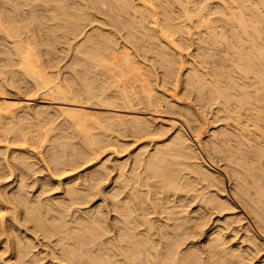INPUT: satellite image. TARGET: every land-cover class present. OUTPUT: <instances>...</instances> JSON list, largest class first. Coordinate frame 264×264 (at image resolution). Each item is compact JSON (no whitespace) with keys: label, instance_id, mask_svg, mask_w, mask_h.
<instances>
[{"label":"bare ground","instance_id":"1","mask_svg":"<svg viewBox=\"0 0 264 264\" xmlns=\"http://www.w3.org/2000/svg\"><path fill=\"white\" fill-rule=\"evenodd\" d=\"M93 23L95 24L86 33V38L84 36L85 39L75 42L77 36L82 35L84 27ZM104 24H110L112 25H109L110 27L123 31L124 33L120 37H123L125 34L127 42H125L126 38L123 37L125 38L123 44L117 43V38L111 32L113 28L111 31L105 30L103 28L105 27ZM0 28L4 32L3 35H5L2 36L3 38H0L2 45L0 57L3 55L0 61L4 60L3 62L9 65L11 63L19 64L23 71L22 73H25L27 76V80L23 77L26 82H32L36 90H42L43 95L61 104L58 107L56 105L60 110L59 112L68 113V118L72 117V115L70 116L71 113H77L73 115V124H75V119H78L80 122L81 114L88 113V110L82 109L79 106H90V104L84 105L82 103L83 105H81V103H76V99L74 98L80 94L81 90H84L89 100L97 98L99 103L100 101L106 102L105 107L107 109H112L111 106L115 105V103H121L127 109L135 105V103L161 105L166 98L165 96H157L153 92L154 89L151 87L152 79H150V73L153 70L156 72H153L155 75L160 74L161 82L165 85H179L183 83L184 89L187 92L196 93V96L202 101V106L216 105V114L218 115V112H221L222 116L220 117L226 120L222 128L220 127L221 129L219 128L218 130L217 128V130L211 131V134L208 136V143H212L215 153H218L217 155L221 154V160L224 159L227 162L224 166L231 169V173H226L232 177L230 179L233 180V194L253 217L257 226L261 230H264V0H0ZM31 30L33 33L35 31L36 34H33ZM30 33L33 35H30ZM39 35L47 43L45 50L47 54H50L53 50L51 42L54 39L63 38L68 43L69 41L72 43V51L74 53V64H72L75 68L77 66V69L80 66L79 70L82 72L74 68L75 72L73 74L77 77L76 81L78 82H75L76 77L71 74L63 81L65 84L60 81L58 82L55 74L51 72L54 75L51 76L49 72L43 70V67H41L43 63L40 65L39 50L38 48L36 49V46L40 42ZM7 39H12V41L9 42ZM129 41L135 44L137 47L134 46L137 49L138 47L142 49V55H151V63L148 64V67L146 64L144 65L146 61L137 60L136 55L130 51L129 47L131 44H128ZM71 43L68 45H71ZM117 44H121L120 47ZM127 44L130 46L128 47ZM184 48L189 49L187 55L183 53ZM16 56L17 58L15 59ZM16 60L17 63H15ZM156 64L161 70L160 73L156 71V67L154 68ZM78 73H81V76ZM184 73L185 75L183 76ZM111 78L113 80L115 78V80L110 81ZM131 79L134 81L132 82ZM113 82L116 89L113 88L115 90L106 93L104 96L103 93L105 94V91H107L105 89L110 88V86L106 88L107 86L105 87L104 83L109 85ZM97 87H103V90L100 92ZM162 97L165 99L163 100ZM164 104L171 108V110H173L175 104L181 107V103L178 102L174 105L170 102H165ZM8 105L0 104V112H2L1 110H5L4 112L8 114L7 116L11 114V116H14L15 113L11 112V108H16L9 106V108L11 107L9 111L7 109ZM40 109L39 112L37 110L36 114L41 113ZM186 109L188 110V108ZM25 113L28 114V112ZM77 115H80V118H76ZM187 115V118H179V121L170 120L169 126L162 122L161 125L164 128L166 126L174 128L171 136L168 140L162 141V143L159 141L160 144L158 142L154 149L155 151H150L148 156L144 157V154H142L141 156L144 159H140L141 156L137 157L136 155L138 159L135 157L137 159H135V165L138 162L142 165L141 168L143 170L139 171L142 177L138 175L139 173H134V170L137 168L131 171L133 173L131 177L137 176L136 180L133 181H137V178L141 177L139 180L143 179V183L145 184V182L148 183V180L152 178V180L158 179L164 185L161 188L167 187L168 189L165 188V191L170 192L172 190L171 193H174L173 189L177 191L181 188L179 185L180 178L185 180L188 177L185 176L184 178L183 174L180 173L181 170H178L180 168H177V166H180L182 169L183 167L186 169L187 166V171L193 172V175L196 173L195 175L199 176H196L197 181L202 182V184L205 182V189H208H206L205 196L200 198L199 203L201 206L198 207V213L196 211L197 215L192 212L195 216L192 215L193 217L190 216L191 218L186 215L184 217L182 215L181 219L178 217L181 215L184 206L188 204H178L176 206L178 210L176 208L175 210H169L170 205H167V207L162 203L161 206H164L163 208H167L170 212H167L168 210L166 209L167 214L169 213L168 216L175 213H180V215L168 217V221L171 219L173 222L170 220V223H166V220L161 227L158 226V228H161L159 229V232L161 230L160 238H158L159 241L154 240L158 234L154 238H151L153 233H151L150 229L151 227L152 229L154 228L153 224L155 222L151 224L152 221L150 219L152 218L148 222L147 217L143 213L146 212V209L143 211L141 207L142 202L139 201L138 204V200L142 201L140 198L144 197L145 195L143 194H146V192L139 193V198V194L137 195L139 189L136 190L133 185L131 186L132 189L129 188L130 190L125 188L128 186L129 181L127 184L122 181L124 180L122 179L123 176H120L122 180L120 177V180H117L118 176L114 179L115 183L113 184L117 183L116 186L118 188H114V191L111 190L112 188L109 190L111 191L109 193L111 194L112 210L115 213L112 219L114 225L111 223L116 230L115 238L111 237L113 241L103 238L111 230L109 229L108 220H106L108 213L105 214V211L100 209L102 207L99 205V208H93V212L89 211L91 214L84 211L88 215L82 212L75 216L74 214L77 213L72 211L75 217L73 218L72 216V221L70 219V222L67 221L66 217L68 214L66 211L69 212L68 205H71V202L73 204V201L85 198H88L90 201L89 193L92 192L93 187V191H95V184L96 186L100 184H97L96 181H101L105 177L103 175L108 167H104V169L100 167L102 169L99 170V166L97 165L95 166H97L98 170H94L95 168L93 167L92 173L90 172L91 174L89 173V176H87L88 178L85 176L86 174H83L84 178L86 177V180H83V182H86V185L84 186L81 183L80 186L89 188L88 190L86 189L88 192H85V196L83 192L80 194L79 190L76 189L77 187H74L69 182L68 192L70 190V194L72 193V201H64L62 199L59 202H47L48 204H43L39 202L40 200L28 201L25 198L27 196H24L26 194L24 190L18 187L19 189L16 192L13 191V193L15 192L16 202L18 201L16 206L20 204L21 208H24L22 211V213L24 212L23 219L33 221V227L36 228L37 232L41 231L44 235L48 236L54 233L56 237H59V239L56 238L61 247V255L59 256L62 257L61 259L65 264H141L143 261L145 264H242L243 261L247 260L246 258L249 255L257 250L256 246L259 245V236L248 222L246 226L244 225L246 227L244 230L246 231L244 232L245 235L239 237V239L241 238L239 241H233V238L237 237L240 232V222L244 221V218L241 215L242 213L229 212L234 210L235 205L224 185V177L204 159L201 154L203 152L200 153L197 148L204 141H207L202 136L203 132L199 131L204 123L203 115L201 116L199 112L195 113L191 109L188 110ZM104 116L106 117V115ZM104 116L100 118H104ZM110 118H115L114 120L118 121V125H125L126 121H128L135 130H150L149 124L151 122L148 121L147 123L146 119L137 115L117 114L112 111V113L108 114L107 121ZM216 118L217 120L220 119L217 116ZM70 120L72 121V118ZM78 121L76 124L79 126H76V128L81 127L78 129L79 131H83L85 127L80 126ZM82 122L84 121L81 118V125H83ZM164 132L157 128L154 133L159 134ZM65 135L68 134L65 133ZM68 137L71 138L70 136ZM63 138L58 143L56 140L59 138H55L56 144L60 147L57 149L66 150L65 152L68 153H66L68 155L65 159L66 163L63 160L62 162L59 160L61 164L65 163L64 166L68 165V167L74 168L76 164L79 165V163L82 164L85 161H89L90 157H92L93 148L89 152L91 155L89 157L87 156L88 152L83 154L85 149L83 147L80 149L81 144L77 146L74 144L73 146V143L64 141ZM93 143H95L94 140ZM93 143L91 142L87 145H92ZM56 144L54 143L52 146ZM78 146H80L79 150ZM59 150L58 152L60 153L61 151ZM58 152L55 150L54 153ZM57 156L55 159L58 162L59 158ZM179 157V164L181 165H177V162L174 160H169V158H172L178 161L177 158ZM13 159H16L18 162L17 157ZM22 159L18 164L21 165ZM27 160H23L26 161L25 164L29 163ZM173 163H175L176 167H174ZM171 164L175 168L174 171L178 170L180 176L182 174L180 178L176 173H173L174 171H171L173 169V167L171 168ZM26 166L27 164L24 168H27ZM226 167L225 169H227ZM65 168L62 167V169ZM21 174L23 175V172ZM121 175H123L122 172ZM99 176H101V180ZM128 177L129 174L127 175V180H130ZM77 178L76 180H79ZM192 178L190 180H193ZM198 182L194 181L193 183H195L194 185H199ZM74 183L76 184V182ZM153 183H150V185H153ZM140 184L142 185V182ZM251 184L252 186L254 185L253 188L255 189L253 193L250 191ZM18 186L21 185L19 184ZM124 188L128 192L127 195L125 194L121 198L119 194L125 190ZM119 189L120 192L117 191ZM157 189L159 188L157 187ZM191 189L195 190L196 188L192 187ZM150 190L148 188L147 191L150 192ZM202 190L199 192L201 193ZM20 191H23L24 194L20 193ZM162 192L160 191L161 195ZM196 192L195 194H197ZM90 195L94 196L93 192ZM155 195L152 198H155ZM147 196L149 197V195ZM147 196L145 199L147 198L148 200ZM159 196L157 194V197ZM88 200L85 202H88ZM147 200L145 201L147 202ZM161 200L163 201L164 199L162 198ZM41 201L43 202V200ZM153 201L155 200L153 199ZM148 202H151V200H148ZM168 203L171 204L170 200ZM74 204L73 206H75ZM153 204L151 202L149 205L153 206ZM156 205L155 202V208L157 207ZM17 209L19 208H16L15 212ZM140 209L143 212L139 211ZM163 211L160 212L162 213ZM186 211L184 214L187 213ZM210 211H217V213H220V216L217 219V223L215 225L212 224L214 225L212 229L204 233L205 227L203 225ZM224 211H228L229 213H224ZM160 212H157L156 215ZM160 222L158 223L160 224ZM140 225H146L144 232L138 230ZM205 226L207 225L205 224ZM154 233L156 232L154 231ZM203 233L205 234L204 242L201 245H197L199 244L196 243L197 238L199 239L198 236H201ZM27 237L31 239V241H27V245H24L27 242L20 244L24 241L21 238L22 241L20 242L19 240L20 243L17 241L15 244V258L19 262L17 264H34L36 263V259L37 261L39 260L37 256L35 259L34 254L29 256L34 247L31 248V246L34 244H31L33 243V238L29 235ZM186 242L189 243L185 247H182ZM49 243L52 246L51 242ZM253 255L252 258L249 256L250 258L248 259H253ZM121 256L122 258H120ZM247 262L248 260L245 263L247 264Z\"/></svg>","mask_w":264,"mask_h":264},{"label":"rangeland","instance_id":"2","mask_svg":"<svg viewBox=\"0 0 264 264\" xmlns=\"http://www.w3.org/2000/svg\"><path fill=\"white\" fill-rule=\"evenodd\" d=\"M94 24L95 23H93L89 26L86 25V27H84V29H83L82 35L81 34L78 35L75 42L80 41V40L82 41L83 39H85L87 36L86 33H88L89 30H91L90 28ZM96 25H98V24L96 23ZM109 25L104 24L105 27H103V25H101V26L105 30H108V31H111V29L113 28L111 32L117 38V43L120 42L121 44H123V41L125 38H126L125 42H127V37H125V34L123 36L125 38L120 37V35L124 33L123 31H119V29H116L115 27H110L112 25H110V26ZM0 30H1L0 31V38H1L2 36H5V35H3L4 32H2L1 28H0ZM31 32L33 33L32 30H31ZM33 34H36L35 31ZM33 34L30 33V35H33ZM84 36H85V38H84ZM38 38H40V42H39ZM38 38H37V41L39 42V44H38V46H36V49L38 48V50H39L38 52L40 53V54L38 53V55H40L39 59L41 60L40 65H41V63H43L44 66L42 65L41 67H43V70L49 72V74H51V76H54V75H52V73L55 74V76H56L55 78H57L58 82L60 81L61 83H64L63 81L68 77L69 74L74 75L73 73L75 72V69L78 70L79 72H81L79 70L80 66L77 69V66L75 68V66L73 65L74 64L73 63L74 53L72 51V43L70 41H69V43H71V45H68L69 43L66 39H63V38L54 39V41L51 42V44H52L51 48H53V50H52V52H50V54H47V53H45V50L47 48V45H46L47 43H45V41L40 37V35ZM8 41L11 42L12 39L8 40ZM129 43L131 44V46L128 45ZM121 44H117V46L120 47ZM128 44H127L128 47L130 46L129 47L130 51H132L133 54L136 55L137 60H141L143 62L146 61V62H144V65L146 64L148 67V64L151 63V58H150L151 55L148 54V56H144V55H142L143 53L141 51L142 50L141 48L138 47V49H137L136 48L137 46L130 41L128 42ZM0 45H1V42H0ZM10 45H12V44H10ZM1 47H2V45L0 46V48ZM54 50H55V52H54ZM188 50L189 49L184 48L183 53L187 55V53L189 52ZM1 57H0V59H1ZM16 58H17V56L15 57V59ZM187 59H188V56H187ZM3 61L2 60L0 61V104H3V105L9 104L8 108H7L8 110L11 108V107L9 108V106H12L16 109L11 108V112L13 111L15 113L14 116H11L12 115L11 114L10 115L11 117L7 116L8 114L6 112H4L5 110L4 111L1 110L2 112H0V208L2 209V210L0 209V214H1V216H0V264H17V263H19L15 258V253H14L15 252V246H16L15 244L17 243V241L19 242V240H20V242L22 240H24V241H22V243L19 242L20 244H24V242L26 243L28 240L31 241V239L29 237H27V235H29L30 237L33 238V243H31V244H34L31 246V248L34 246L33 247L34 249L32 248L33 251L32 250H31L32 252L30 251L31 253L29 254V256L34 254L35 259H36V256H37V258H39L38 261L36 259V263H34V264H37V263L38 264H65L61 259L62 257L59 256V255H61V253H60L61 247H60L59 243L57 242L59 237H56L54 235V233L52 235L48 236V235H44L41 231L37 232L36 228L33 227V225H34L33 221L23 219V217H24L23 213L24 212L22 213V211L24 210V208H21L22 206H20V204H19V206H16L17 205L16 203L18 201L16 202L17 199L15 196L16 195L15 192L17 189L21 188L24 190V193H26L27 195L24 194L23 191H20V193L24 194V196H27L25 198H27L28 201H30V200L31 201H34V200L39 201L40 200L39 202H41L43 204H46L47 202L48 203L59 202V200H62V199H64V201H67V200L72 201V198H71L72 193L70 194V190L68 192V188H69L68 184H70V183L73 184L74 187H77L76 189L79 190V193L82 194V192H83V195L85 196L86 195L85 192H88L87 190L89 188L88 187L85 188L82 185L80 186V184L82 183V184H84V186L86 185V182H83V180H86V177L89 176L90 172L92 173L93 167L95 168L94 170H98L97 166H99V170L102 169L100 167H103V169H104V167L105 168L108 167L106 170L107 172L105 171V173L106 174L108 173V174L106 175L104 173L103 177L104 176L105 177L102 178V180H101V176H99L101 181H99V180L96 181L97 184L100 183L97 186L95 184L96 182L95 181H94L95 183L93 182L95 184V187H96L95 191L97 188L98 189H97V191H96L97 193H96L95 191H93L94 185L92 186L93 187L92 192H93L94 196H91L92 194L90 195V193H92V192L89 193L88 196H90L89 198H91L90 201L88 200V198L86 199L82 195L86 200L81 199L79 201H73V204L75 203L74 204L75 206H73L72 202L70 203L72 206L68 205L69 212L66 211V213L68 214V215L66 214L67 215V217H66L67 221H69V222H70V220L72 221V216L74 218L75 216L81 214L82 212L83 213L87 212V213L91 214V212H93L95 208H97V207L99 208V206H100V207H102L100 209L105 211V214L108 213L106 215L107 216L106 220H108L107 222L110 225L109 229L111 230V231L107 232L106 233L107 235L103 236V238L113 241V238H115V236H116V230L112 226V224L114 223L112 219L114 218L115 213L112 210V206H111L112 200L110 198L111 194L109 193L111 191H109V190L111 188H112L111 190H113L114 188L117 187L116 186L117 183L113 184V183H115L114 179H116L117 176H118L117 180H120L122 178L120 176H123L122 179H124V180H122V179L121 180L126 182V184L129 181L128 186L125 188L132 189L131 186L133 185L136 188V190L139 189V192L136 191V192H138L137 195L141 192L142 193L146 192V194L149 195V197H148L146 194H143L145 196L140 198V194H139L138 196L140 199H142V201L138 200V204H139V201L142 202L141 203L142 205H144L146 203L144 206L141 205L143 211L146 209V212H143L142 209H140L139 211H142L144 213V215L147 217L148 222L150 220L152 221L151 224H153L155 222L153 224V227L156 230L154 228L152 229V227L150 229L152 231L151 233H153V236L151 234V236H152L151 238H154V236L158 234L157 236H155L154 240L159 241L158 238H160L159 235H161L160 234L161 230L159 232V229H161L160 227L162 226V224L165 223L164 221H166V220L168 221V217H171V216L174 217V215L177 216V214L180 215V213H175L174 215L170 214L171 216H168V214L170 213L169 210H175V208L178 204H182V205L188 204V205L184 206V209H183L181 215L178 216L179 219H181L180 217L182 215H183V217H184V215L189 216V217L192 216L193 214L197 215L196 211L198 210V207L201 206V204L199 203L200 198L205 196L204 194L206 193L207 188L205 189V182H203V184H202V182L197 181L196 176H198V175H195L196 173L193 175V172H191L189 170L187 171L186 165H185L186 169H185V167H183V169H182L180 166H177V168H180L178 170H181L180 173L183 174L184 178H185V176H188V177H186L185 180H182V178H180L182 176V174L180 176V173L178 170L174 171V169H175L174 167H176L175 163H173L175 165L174 167H173V164H171V168L173 167V169H171V171H174L173 173L174 174L176 173L178 175V177L180 178V181H179L180 184L179 185L182 188L181 189L179 187L182 190L181 191L179 189L180 192H179V190L175 191L173 189L174 193H171L172 190L171 191L169 190L170 192H168L167 190L165 191V188H167V187H164V189L161 188L164 185L162 184V182L160 183V181L158 179L152 180L153 179L152 178V179L148 180L149 184L147 182H145V184L147 183V185L145 186V184L143 183V179H141V181L139 180V178L142 177L141 173H140L143 170V168H141L142 165H140L139 162L136 163V165H135V159L138 156L140 157L142 154H144L143 155L144 157L148 156L150 151H152V152L155 151L154 149L156 148V145L158 144L159 141H161V143H162V141L168 140V138L171 136L172 132L174 131V128L172 129V128H169L167 126H166L167 128L166 127L164 128L161 125V123L163 122V123H165V125H168L170 120H178L179 118H187V116H188L187 113H188L189 109L193 110V112L195 111V113L199 112V114L201 116L203 115L202 117L204 118V123H203L202 127H200L199 131L201 133L203 132L202 136L207 141H204V143L202 144L203 147L201 145L200 147H197V148L200 151V153L203 152L201 154L204 157V159H206V161H208V163L211 164L214 167V169H217V171L223 175L224 185L226 187L227 192L230 194L232 200L234 201V205L236 208V209L234 208L233 211H229V212H239L240 214L242 213L241 215L244 218L243 219L244 221L240 222L241 225L239 224L240 225L239 227L241 228L239 230L240 232L238 233L237 237L233 238V241H239L241 239V238L239 239V237H242L243 235H245V233H244V232H246V231H244L246 228L245 226L249 222L252 225V227L254 228V231L257 232V234L259 236L258 237V240H259L258 244L259 245L256 246L257 250L254 251V253L256 252L255 253L256 255L254 253H253L254 255L253 254L249 255L251 258L253 255V259L249 260L248 259V258H250L249 256L246 258L248 260L247 264H259V263L264 264V259H263L264 258V230L263 229L261 230L257 226L253 217L243 207V205L240 203V200L233 194V191H232L233 180L230 179V178H232L230 176V174L228 175V173H226V172L231 173L230 172L231 169L230 168L228 169V167L224 166L225 164H227V162L224 161V159L221 160L222 155L221 154L217 155L218 153L216 154L215 151L213 150L212 143H210V142L208 143V141H209L208 136L211 134V131L213 132L214 129L217 130V128H218V130H219L220 127L222 128V126L224 125L225 120H226L223 117L222 118L224 120L220 117V116H222L221 112H218L219 114L221 113L220 115L216 114V111H215L216 105H211V106L203 105L202 106V101L196 96V93L195 92H192V93L187 92L184 89L183 83H180L179 85H174V84L173 85H165V84H163V82H161L162 80L160 79V76H159L160 74L155 75L154 73H156V72L153 70L151 72L152 74L150 73V76H151L150 79H152L151 87L154 89L153 92L157 96H165V98H166L165 99L164 97H162L163 100L164 99L165 100L162 102L161 105H159V104L148 105L147 103H142V104L135 103V105H132L131 107H129L127 109L125 106H122L121 103H119V104L115 103V105H112V106L110 105L112 107V109H107V107H105L106 102L100 101V103H99L98 102L99 100L97 98H91L89 100L87 97V94L84 92V90H81L83 92L81 93V91H80L79 92L80 94L75 96V98H74V99H76L75 100L76 103L77 102L81 103V105L90 104V106H86V107L85 106H79V107H82V109L88 110V113L87 112L83 113V114L80 113L81 116L79 115L84 121V122H82L84 126L81 125V118L78 115L76 116V118L77 117L80 118L79 119L80 122L78 121V119L77 120L75 119V124H73V120H74L73 115H76L77 113H75V114L71 113L70 114V116L72 115V117H71L72 121H71L70 120L71 118L70 117H69L70 119L68 118V116H69L68 113H67L68 114V116H67L66 112L65 113L63 112L64 114L61 113L62 111L59 112L60 110L57 107L60 106L61 104L56 103L57 102L56 100L51 99V98L43 95L42 90L41 91L36 90V88L32 82H30V83H29V81L26 82L27 76L25 75V73H22L23 71H22L21 67L19 66V64L11 63V65H9ZM15 63H17V60ZM142 65H143V63H142ZM186 65H188V64H186ZM157 66L158 65L156 64L154 66V68L156 67L155 68L156 71H158L160 73L161 70H160L159 66L158 67ZM72 68L73 69L75 68V69L73 70ZM81 73H78V75L81 76L80 75ZM184 75H185V73L183 74V76ZM23 77L26 80L23 79ZM111 79H110V81L115 80V78H114V80L113 79L111 80ZM76 80H77V77L75 79V82H78ZM131 80H132V82L134 81L133 79H131ZM113 83H110L109 85L108 84L106 85V83H104L105 84L104 86L105 87L107 86L106 88H108L110 86V88H108V89L104 88L105 90H107V91H105V94L103 93L104 96L106 95V93L116 89L115 83L114 84ZM70 84H71V82H70ZM70 84H68V85L70 86ZM96 84L98 86V82ZM97 88H99L98 90H100V92L103 90V87H97ZM100 88H102V89H100ZM113 88H115V89H113ZM109 89H111V90H109ZM83 93H85L86 95ZM81 94H83V95L81 96ZM88 100L90 103L88 102ZM171 101H173V102H171ZM6 102H7V104H6ZM71 102H74V101H71ZM165 102L173 103V105L178 102V103H181V107L178 106L177 104H175V107L173 108V110H171V108H169L168 106H166V104H164ZM56 105H57V107H56ZM21 106L24 107V109H22ZM38 106H40V107L38 108ZM17 108H19V109H17ZM28 108H30V109H28ZM186 108H188V110ZM35 109H36V111H35ZM39 109H40L41 113L36 114L37 110L39 112ZM14 110H16V111H14ZM9 111H7V112H9ZM112 111H113V113H117V114L122 113V114H130L132 116H135V115L140 116V117L146 119L147 123H148V121L151 122L149 124L150 130H148V131L147 130L146 131L135 130V128L131 127V125L128 121H126V124L124 123L125 125H123V124L118 125V121L114 120L115 118H110V120L108 119V121H107L106 118H107L109 113H112ZM3 112L5 115L2 114ZM25 112H28V114ZM106 112L107 113L109 112V113L107 114ZM103 114L106 115V117ZM103 116H104V118H100ZM216 116L218 118H220L221 120L220 119L217 120ZM19 117H21V118H19ZM74 118H75V116H74ZM77 121H78V124L80 123V126H82L83 128L85 127V129L83 131H79V129L81 127L80 128L78 127L79 129L76 128V126H79L76 124ZM157 128H159L165 132L159 133V134L154 133L157 130ZM65 133H67L68 135H65ZM57 134H59V135H57ZM61 136H63V137L65 136L64 138H66V139H64ZM68 136H70L71 138H69ZM56 137H58L59 139L56 140L55 139ZM60 137L63 138L64 141L66 140L67 142L69 141V143L70 142L73 143V146H74V144H76L75 146L81 144V147L78 146V150H79V147H80V149L83 147L85 149V151H83V154L85 152L86 153L88 152L87 153L88 155L87 154L86 155L89 157L92 155L93 158L90 157L89 161H87V162L85 161L82 164H80V163H79V165L76 164V167H74V168L68 167V165L64 166V164L66 163L65 162L66 156L68 157V155H67L68 153L65 152L66 150L57 149V148H60L56 144V142L58 143V141H61ZM91 139H93L95 141V143H93V140H91ZM55 140H56V142H55ZM90 140L93 144L87 145V144L91 143V142L89 143ZM205 142H207V143H205ZM54 143L56 144L55 146H57L56 148H55V146H52ZM159 144H160V142H159ZM92 148H93V150H92ZM55 150L57 152H58V150L61 152L60 153L58 152L59 154L54 153ZM90 150H92L94 152V153L92 152L91 155L89 153V152H91ZM139 152L140 153L142 152V153L140 154ZM79 153H80V151H79ZM210 154H212V155L209 156ZM57 155H60V156H57ZM136 155H137V157H136ZM56 156H57V158H59L58 162H59V160L61 162L63 160V162H65V163H63V164H61V162L58 163L57 160L55 159ZM143 156H141L140 159H144V158H142ZM217 156H219V157H217ZM15 157H17L18 162L21 161L22 158H24V159H22V163H24V164L23 165H22V163H21V165L18 164L16 159H13ZM18 157L19 158L21 157L20 160ZM173 158H175V157H173ZM177 159H178V161L175 159L169 158V160H171V161H173V160L176 161L177 165H178L180 162V160H179L180 157ZM23 160H27V162H29V163H26L27 168H24L26 165L25 164L26 161H23ZM16 162H17V164H16ZM101 163H103V164H101ZM99 164H101L102 166ZM95 165H97V166H95ZM137 165H138V167H137ZM179 165H181V164H179ZM182 165L184 166V164H182ZM62 167L63 168L67 167L68 169L67 168L62 169ZM169 167H170V164H169ZM225 167L227 169H225ZM133 169L137 170V171L134 170L135 172L133 171L135 174L137 172V173H139L138 175L141 176V177L137 178V181H133V180H136L137 176L131 177V175H133V173H131V171ZM227 170H229V171H227ZM177 171H178V173H177ZM22 172H23V175L21 174ZM24 172H25V174H24ZM121 172L123 173V175H121ZM186 172L189 174H187ZM83 174H86L85 178H84ZM128 174H129V177L133 178L131 180V178L128 177V179L131 180V184H130V180H127ZM142 175H143V173H142ZM119 177H120V179H119ZM76 178L79 180H76ZM190 178H192L193 180H190ZM177 179H176V182H177ZM249 179H251V178H249ZM72 180H73V182H71ZM138 180H139V182H138ZM185 181H186V183H185ZM191 181L198 182L199 185L197 183H196L197 185H194L195 183H193ZM199 181H200V179H199ZM74 182H76V184ZM133 182L134 183L137 182L136 185H134ZM141 182H142V185L141 184L139 185V183H141ZM157 182H158V184H157ZM44 183H45V185H43ZM150 183L151 184L153 183V185H150ZM19 184L22 187L18 186ZM74 184L77 186H75ZM160 184H162V185H160ZM183 184H185V185L183 186ZM137 185H138V188H137ZM157 185H160V186H157ZM190 185H191V188L194 187V189L195 188L197 190L200 189L199 191H201L202 189L203 190L200 193L196 189L195 190L191 189ZM201 185H203V186H201ZM139 186H142V187H139ZM156 186L159 189H157ZM251 186H252V184H251ZM251 186L249 185V187H251ZM253 186L251 188H253ZM70 187H71V185H70ZM81 188H85V189H81ZM148 188H149V190L150 189L151 190L153 189V190L152 191L150 190V192H148L147 191ZM251 188H250V191L253 193V191L255 189L254 188L251 189ZM162 189L164 190V192H162L163 191ZM125 190L123 192L121 191L123 194L122 193L119 194L120 195L119 197L122 198V196L124 197L125 194L127 195L128 190L127 189H125ZM157 190H159V191H157ZM13 191H15V192L13 193ZM117 191L120 192V189ZM155 191H156V193H155ZM160 191L162 192L163 196L161 195ZM193 191H195V192L197 191L196 192L197 194H195V192H193ZM11 192H12V194H11ZM66 192H68L69 194L68 193L66 194ZM107 192L109 193V195ZM202 193H203V195H202ZM39 194H41V195H39ZM157 194L160 196L157 197ZM37 195H38V197H37ZM67 195H68L69 199H67L68 198ZM153 195H155V198L154 197L152 198ZM146 196L148 197L149 201L151 200L152 204L154 202L153 206L155 205V202H156V204H157L156 208H155V206L153 207L152 205H149L151 202H148L147 198L145 199ZM184 196L187 198H185ZM191 196H194V197H191ZM35 197H37L38 199ZM167 197L171 198V199H169L171 204H169V203L167 204V202L169 201ZM1 198H2V201H1ZM6 198H8V199H6ZM30 198H32V199H30ZM157 198L159 199V202H161V203L158 202ZM162 198L164 199L163 201L161 200ZM56 199H57V201H56ZM153 199L155 201H153ZM41 200H43V202ZM53 200H55V201H53ZM87 200H88V202H85ZM145 200H147V202ZM172 200H174L173 203H172ZM3 201H4V203H2ZM81 201L82 202L84 201V203H82ZM193 201H195V202H193ZM78 202H80V203H78ZM5 203H6V205H5ZM162 203L165 204V206H167V205L171 206V207L169 206V210L166 208L168 211L165 208H163L164 206L163 207L161 206ZM2 204H4V205H2ZM66 204H69V203H66ZM13 205H14V207H13ZM147 205H149V206H147ZM138 206H140V205H138ZM144 207H146V208H144ZM16 208H19V209H17V211L15 212ZM176 210H178V208H176ZM1 211H2V213H1ZM72 211H75L77 214H74L75 215L74 216ZM89 211H91V212H89ZM154 211H155V213H154ZM160 211H163V212L161 213ZM166 211L169 213L167 214ZM185 211L187 213L184 214ZM157 212H160V213H158L159 216L156 215ZM192 212H193V214H192ZM229 212L224 211V213H229ZM87 213H85V214L88 215ZM137 213H138V211H137ZM164 213H166V214H164ZM197 213H198V211H197ZM210 213L212 214V216ZM210 213H208L210 215L207 214L206 222L204 221L205 224L207 225V226H205V224L203 225L205 227V228L203 227L205 229V230H203V231H205L204 233H207L212 229V227L217 223L218 217L220 216L219 215L220 213H217V211H212V212L210 211ZM85 214H83V215H85ZM195 215H193V216H195ZM208 217H209L210 221L208 220ZM150 218H152V219H150ZM158 219H160V220H158ZM213 220H215V221H213ZM110 221H112V222H110ZM167 221H166V223H170L169 221L168 222ZM158 222H160V224ZM171 222H173V220H171ZM212 224H214V225H212ZM155 225H157V226H155ZM142 226L140 225V228L138 227V230L144 232L146 225H142ZM158 226H160V227L158 228ZM141 229H143V230H141ZM112 231H113V233H111ZM154 231L156 233H154ZM29 233H31V234H29ZM204 233L202 234L203 236L202 235L198 236L199 239L197 238L196 243H199V244H197V245H201L204 242V237H205ZM57 234L58 233H56V235ZM108 234H109V236H108ZM110 234H111V236H110ZM57 236H59V234ZM112 236H113V238H111ZM56 238H58V239H56ZM49 239H51V240L49 241ZM54 240H56V241H54ZM261 241H263V242H261ZM49 242H51L52 246L50 245ZM56 242H57V245H56ZM188 243L189 242H186L182 247H185L186 244H188ZM27 244H28V242L24 245H27ZM35 244L36 245L38 244V246H36ZM60 244H61V242H60ZM260 244H261V246H260ZM31 257H33V256H31ZM120 258H122V256ZM59 259H61V260H59ZM247 260L243 261L242 264H246L245 262ZM141 264H145L144 261Z\"/></svg>","mask_w":264,"mask_h":264}]
</instances>
